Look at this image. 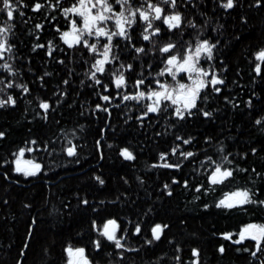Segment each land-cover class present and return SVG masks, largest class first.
I'll list each match as a JSON object with an SVG mask.
<instances>
[{
    "label": "trees",
    "instance_id": "1",
    "mask_svg": "<svg viewBox=\"0 0 264 264\" xmlns=\"http://www.w3.org/2000/svg\"><path fill=\"white\" fill-rule=\"evenodd\" d=\"M36 2L43 5L38 11ZM152 2L165 14L179 12L183 26L169 30L159 21L161 32L150 41L135 27L130 39L117 37L97 84L91 73L100 49L69 46L61 36L70 27L64 10L76 0H13L17 11L8 20L11 51L5 56L10 68L0 59V99L16 101L0 107V264H65L69 245L85 247L101 264L264 262V250L251 254L253 241L235 243L246 225L264 224V205L217 207L226 193L244 188L264 200V63L261 74L255 72L256 54L264 49V0H234L231 9L222 6L226 0H177L174 9L166 0ZM204 39L215 47L212 61L203 65H212L224 83L219 92L204 89L191 115L178 118L165 101L145 116L146 97L123 102L122 95L138 93V78L159 76L167 56L160 47L173 43V54H183ZM117 70L128 78V88H115ZM41 102L49 109H41ZM29 145L42 170L24 176L13 161ZM72 145L76 155L69 156ZM124 148L135 159H125ZM180 151L194 156L185 159ZM162 153L168 155L161 159ZM209 157L234 169V177L212 185L215 164ZM112 219L126 249H116L98 232ZM156 224L167 225L159 240L151 233Z\"/></svg>",
    "mask_w": 264,
    "mask_h": 264
},
{
    "label": "snow or ice",
    "instance_id": "2",
    "mask_svg": "<svg viewBox=\"0 0 264 264\" xmlns=\"http://www.w3.org/2000/svg\"><path fill=\"white\" fill-rule=\"evenodd\" d=\"M168 4L174 9L176 8L177 0H166ZM260 0H257L259 3ZM115 4L121 6V11H115L113 4L109 2V0H76V3L73 4L72 7L65 9V14L73 13L75 16L79 17L81 20V26H78L77 21L72 19L70 21L71 24V33H74V44H83L85 47L89 48L91 51L95 52L97 50V46L95 43L90 44L86 37H107L108 43L103 45L104 52L102 53V59L96 60L95 64L92 67L95 69L91 73V78L96 81L97 84H101V81L97 78V73L105 72V65L111 63L109 53L111 52V41L114 36L124 37L125 39H130L128 34V28H131L133 24H136L138 21H142L146 24L142 34V38L144 40H151L154 36H157L161 32V28L158 26H154L153 21H162L163 25H166L169 30L172 29H180L183 26V18L179 12H175L171 15L165 14L163 8H161L158 4H154L149 0L146 7L141 6L139 8H129L130 0H115ZM0 12H6L7 19L11 21L14 18V12L17 11V8L13 6V0H0ZM225 9H231L234 7V0H226V3L222 5ZM43 7V5L39 2H36L33 6L34 11H38ZM127 13V15L125 14ZM21 16L24 15L23 12L19 13ZM115 20V31L106 30V24ZM194 27V25H192ZM37 28H40L41 25H37ZM151 29V32H149ZM10 31V26L8 27H0V56L3 55L5 51H11V45L8 43L6 38L7 33ZM70 35L69 32L61 33L62 38H67ZM65 42L68 43L67 39ZM69 46H72L70 44ZM39 47H43V45H39ZM215 47L214 44H211L207 39L199 40L198 43L195 44L194 50L190 46L183 54L176 53L173 54V50L176 49V45L173 43H167L163 47L159 48L160 53L167 54L164 63L167 65L163 68L158 75L163 76L165 73L170 75L173 80L176 79L178 73H186L188 75V79L192 81V83H178L177 88H174L172 92H169V85L166 83H161V81L157 80L156 84L159 85V89H151L147 94L143 91L138 92L136 95H124L123 100H139L148 96L149 99L153 100V103L146 106V111L144 115L147 116L150 112H157L161 108V104L163 101H170L172 105H177L178 103H182L183 107H176L174 114L180 118H185V112L188 115L192 114V109L197 108V101L201 97V92L207 88L209 85L213 86L214 91L219 92L220 88L216 87V85L223 84L224 81L219 79L217 76L213 75L210 79L206 80L203 77L208 76V72L199 66L201 55H205L208 59L212 58V51ZM137 53H142L145 51L144 48H135ZM51 54V51H49ZM257 60L264 61V49H261L256 54ZM114 59V57H113ZM4 68H10L8 64L2 65ZM123 67V65L121 66ZM129 69L132 68L131 65L127 66ZM255 72L257 75H260L262 72V68L260 64H257L255 67ZM115 76V86L116 88H122L126 86V80L122 71L114 72ZM67 83V81H65ZM143 80L136 81V85H143ZM9 87L12 85L9 84ZM19 87L23 88L24 92H28L29 89L26 86L20 85ZM105 89H107L108 85H103ZM103 100L108 101L111 99L110 96L104 95L101 97ZM15 100L12 96H8L6 100H0V107H3L7 104H15ZM39 107L41 109L47 110L50 105L47 102H41ZM101 105H97V108H100ZM107 111V109H104ZM204 116H210L211 113L203 112ZM256 123H260L259 120ZM4 135L3 132H0V137ZM177 139H181L177 137ZM190 141L185 139L183 140L184 144H188ZM35 144V141H32ZM176 148L172 149V154H176ZM25 151L32 152V148H28L27 150L24 148L19 149L16 158V168L15 171L19 173H23L24 175H35L36 172L40 171L41 165L38 163H32L31 161H27L26 163L31 164L32 168L29 170L21 166V158L24 156ZM255 151V150H253ZM67 154L69 156L76 155V146L72 145L67 148ZM121 155L127 160L135 159L132 152H130L127 148L121 150ZM168 154L162 153L161 159H164ZM180 155L185 159L194 156L193 152H180ZM226 159V157H225ZM210 162L215 164L211 174L208 179L212 185H219L234 177L235 170L230 168H224L219 163H215V161H211V157H209ZM164 167L168 168H179L180 165L177 164H164ZM96 180L103 184L104 181L97 176ZM177 181H173L176 183ZM185 185H187V181H185ZM169 186L166 184L165 188ZM200 188H197L196 191H200ZM171 195V192H169ZM255 193L248 189H238L236 191L225 194L224 198L219 201L217 207H226L233 208L236 206H243L250 203H259L260 205H264V200H255ZM83 203L87 204L88 201L85 200ZM207 207V205L205 206ZM113 226L111 229L109 226ZM118 225L115 220H109L104 225V230L102 235L107 238V240L112 241L115 244L117 249H123L125 246L121 243V240L124 237H117L116 228ZM167 227V225L161 226L160 224H156L151 228L152 237L154 240H159L161 237V233L163 228ZM142 231L139 225H136L135 232L139 234ZM240 239L235 241V243H240L244 240H251L254 242V247L256 251H253L251 254L253 256L256 255V252L264 250V224H248L244 228H242L239 232ZM226 239H231V234H225ZM151 244L152 240L146 241ZM27 246V245H25ZM95 246L97 248L101 247L99 241L95 242ZM69 255L73 254V249H67ZM83 248L75 249V253L78 254L81 258H83L84 254ZM220 251L223 252V247L220 248ZM247 251V249H245ZM193 255H198L197 251L193 250ZM69 264H72V261H69ZM83 264H89L87 259H83ZM264 264V262H262Z\"/></svg>",
    "mask_w": 264,
    "mask_h": 264
},
{
    "label": "rangeland",
    "instance_id": "3",
    "mask_svg": "<svg viewBox=\"0 0 264 264\" xmlns=\"http://www.w3.org/2000/svg\"><path fill=\"white\" fill-rule=\"evenodd\" d=\"M152 3H154V2H152ZM154 4H157V3H154ZM114 5H116V6H113L114 7V9H115V11H117V12H119V11H121L122 9H121V6L120 5H117V4H114ZM130 6V4L128 5V7ZM0 7H2V5H0ZM160 7H161V5H160ZM130 8V7H129ZM162 8V7H161ZM6 12H0V27H8V19H6L5 17H3L4 16V14H5ZM126 15H127V13H125ZM171 14H173V13H170L169 15H171ZM69 17H70V21L72 20V19H75L76 21H77V24H78V26H81V20H80V18L79 17H77V16H75L73 13H68L67 14ZM139 22V27L141 26V28H143V30H144V28L146 27V24L144 23V22H142V21H138ZM157 22H159V21H153V24H154V26H158V24H156ZM160 22H162V21H160ZM114 25H115V20H111V21H109L107 24H106V30H111V31H115L116 29H115V27H114ZM134 25L135 24H133L132 25V27L130 28V29H133L134 28ZM159 27V26H158ZM132 31V30H131ZM64 32H69L70 33V35H75L74 33H71V24H70V27L68 28V30H66V31H64ZM149 32H151V29H149ZM9 33V32H8ZM143 34H145L144 32H143ZM117 37H120V36H114L113 38H112V41H111V45H112V43H113V41L117 38ZM6 38H7V35H6ZM87 39H88V41L89 42H93V43H95L96 44V46L98 47V49H100V50H98V52H97V57H96V60H98V59H102L103 57H102V53L104 52V48H103V45L104 44H106V43H108V39H107V37H95V36H91V37H86ZM65 39V38H64ZM8 40V39H7ZM148 41H150V40H148ZM197 42H199V41H197ZM73 44V43H72ZM166 45V44H165ZM189 48V47H188ZM187 48V49H188ZM192 48H193V50H194V46H192ZM186 49V50H187ZM111 52H112V47H111ZM111 52L109 53V57H110V55H111ZM9 53V51H5L4 53H3V55L2 56H0V59H1V62H3V65L4 64H6L5 63V56L7 55ZM212 57H213V51H212ZM256 60H257V58H256ZM205 61V63H208V62H211L212 61V58L211 59H208L205 55H201V58H200V64H199V66L201 67V68H203L205 71H207L208 72V76L207 77H203L204 79H206V80H208V79H210L211 78V76H213V75H215V76H219V73H217V70H214L212 67L213 66H209L208 67V65L209 64H206L205 66L203 65V62ZM96 62V61H95ZM257 64H260L261 66H262V64L264 63V61H261V60H257ZM2 65V64H1ZM0 65V66H1ZM107 65V64H106ZM167 65L163 62V68H165ZM106 67V66H105ZM4 68V67H3ZM162 68V69H163ZM6 69V68H5ZM106 69V68H105ZM161 69V70H162ZM117 72H118V70H117ZM165 80H166V82H167V84L170 86L169 87V89H168V91L169 92H172L173 91V89L174 88H177V85H178V83H185V84H191L192 83V81L191 80H189L188 79V75L186 74V73H178L177 74V76H176V79L175 80H173L172 79V77L170 76V75H168L167 73H165L163 76H162ZM114 80H115V76H114ZM222 80V79H221ZM115 84V83H114ZM216 87H219V88H222V84H220V85H216ZM115 88H116V86H115ZM207 88H213V86H211V85H209ZM156 89H159V88H156ZM206 89V88H205ZM137 94V93H136ZM136 94H130V93H127V94H124V95H136ZM124 95H122V99H123V96ZM0 100H2V99H0ZM126 100H124L123 102H125ZM165 102V101H164ZM169 102V104H170V106L172 107V109L175 111V108L176 107H183V104L182 103H178L177 105H172L171 104V102L170 101H168ZM198 102V101H197ZM153 103V101L151 100V103H149V105L150 104H152ZM185 114H188L187 112H185ZM28 148H32L33 149V151L32 152H28V151H25V154H24V156L21 158V163L22 162H27V161H31L33 164L34 163H38V164H40L41 165V169H40V171H38L37 173H39V172H41V170H42V164L41 163H39L34 157H32L31 155H32V153L34 152V147L32 146V145H29V146H26V147H24V149H28ZM67 151V150H66ZM19 152V151H18ZM18 152L16 153V155H15V158H14V161H13V164H14V169L16 168V163H15V161H16V158H17V154H18ZM180 152H182V151H180ZM180 155V154H179ZM181 156V155H180ZM19 173V172H18ZM36 173V174H37ZM23 174V173H22ZM24 175V174H23ZM24 176H29V175H24ZM236 191V190H235ZM231 192H233V191H231ZM228 193H230V192H228ZM227 194V193H226ZM224 198V197H223ZM222 198V199H223ZM107 223V222H106ZM105 223V224H106ZM104 224V225H105ZM104 225H102L101 226V228H99L98 230V232L100 233V234H102V232H103V230H104ZM116 235H117V237H119L118 236V233H116ZM105 237V236H104ZM106 238V237H105ZM107 239V238H106ZM240 239V237H239V235H238V237L236 238V240H239ZM124 239H122L121 240V242L123 241ZM109 241V240H108ZM114 244V243H113ZM122 244H124V243H122ZM125 246V245H124ZM114 247H115V244H114ZM69 248H71V249H73V254L70 256L69 255V253H68V251H67V249H69ZM79 247H77V246H74V245H69L68 247H67V249H66V255H67V260H66V263L65 264H69V261H72V263H73V260H74V253H75V249H78ZM116 248V247H115ZM117 249V248H116ZM123 249H126V247H124Z\"/></svg>",
    "mask_w": 264,
    "mask_h": 264
},
{
    "label": "flooded vegetation",
    "instance_id": "4",
    "mask_svg": "<svg viewBox=\"0 0 264 264\" xmlns=\"http://www.w3.org/2000/svg\"><path fill=\"white\" fill-rule=\"evenodd\" d=\"M148 2H149V0H138V2L135 1V0H130V6L129 7L132 8V9L139 8L142 5L146 7V5H147ZM151 2H152V0H151ZM113 6H116V5H113ZM134 27H135V29H137L139 35L142 37L143 28H141V26L139 27V22H137L134 25ZM131 30H133V29L128 28V34H131V32H132ZM218 78L221 79L220 77H218ZM148 79H152L151 82H150V84H152V85H150V87H147L145 85V82H148ZM125 80H126V86L125 87H122V88H128V82H127L128 81V78L125 77ZM138 80H143L144 81V84L143 85H139V86L136 85L135 88H138V92L141 91L140 88H159V85L156 84V81L157 80L161 81V83H166L167 84L166 80L162 76L153 77V78H150V77H147L146 76L145 78L143 77V79H139L138 78L136 81H138ZM131 88H133V87H131ZM145 97L147 98V100L149 101V103H151V100L152 99H149L147 95H145ZM116 233H118V229H117ZM79 248H83L85 250L84 251V254H83V258H81L80 256H78V254L74 253V260H73V263L72 264H83V259H87V261L89 262V264H101V263H95L93 261V259L88 255L87 250H86L85 247H79Z\"/></svg>",
    "mask_w": 264,
    "mask_h": 264
},
{
    "label": "water",
    "instance_id": "5",
    "mask_svg": "<svg viewBox=\"0 0 264 264\" xmlns=\"http://www.w3.org/2000/svg\"><path fill=\"white\" fill-rule=\"evenodd\" d=\"M67 41H68V43H70V44H72L73 43V39H74V35H69L67 38ZM150 113H152V112H150ZM21 166H23V167H25V168H28L29 170H31V168H32V165L31 164H28V163H26V162H22L21 163ZM37 173V172H36ZM113 220V219H112ZM116 221V220H115ZM116 224L118 225V222L116 221ZM119 226V225H118ZM113 226H109V228L111 229ZM117 229H118V227L116 228V231H117ZM197 251V250H196ZM79 256V255H78ZM195 264H196V262H195Z\"/></svg>",
    "mask_w": 264,
    "mask_h": 264
}]
</instances>
